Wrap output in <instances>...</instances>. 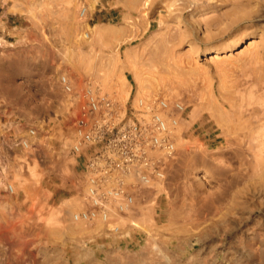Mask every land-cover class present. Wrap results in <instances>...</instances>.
Listing matches in <instances>:
<instances>
[{"label": "rangeland", "instance_id": "1", "mask_svg": "<svg viewBox=\"0 0 264 264\" xmlns=\"http://www.w3.org/2000/svg\"><path fill=\"white\" fill-rule=\"evenodd\" d=\"M71 1L0 0V162L15 187L0 183V264H264V0ZM89 86L123 108L166 100L179 121L164 175L108 220L75 219L99 147H70ZM35 123L14 156L12 126Z\"/></svg>", "mask_w": 264, "mask_h": 264}, {"label": "built area", "instance_id": "2", "mask_svg": "<svg viewBox=\"0 0 264 264\" xmlns=\"http://www.w3.org/2000/svg\"><path fill=\"white\" fill-rule=\"evenodd\" d=\"M61 83L66 90H73L67 75L62 76ZM76 96L79 107L74 117L75 136L70 144L71 151L79 153L88 145L99 146L87 162L86 198L91 207L79 212L76 219L108 220L112 213L130 209L135 198L131 185L146 184L155 176L164 175L163 160L176 150L172 133L179 122L178 117L163 99H142L137 107L123 108L108 94H102L92 86L86 88L84 98L79 92ZM176 106L178 111H183L181 103ZM44 129V125L35 123L18 134L12 126L9 146L14 156L19 154L18 150L33 147ZM1 155L0 183L13 193L14 184L7 179L2 167L3 164L10 166L6 162V157H10ZM112 208L119 211L112 212Z\"/></svg>", "mask_w": 264, "mask_h": 264}, {"label": "bare ground", "instance_id": "3", "mask_svg": "<svg viewBox=\"0 0 264 264\" xmlns=\"http://www.w3.org/2000/svg\"><path fill=\"white\" fill-rule=\"evenodd\" d=\"M73 1V0H72ZM71 1V2H72ZM236 1H238V0H236ZM184 3H185V0L183 1ZM195 2V1H194ZM73 3V2H72ZM94 3V2H93ZM236 3V2H235ZM238 3V2H237ZM241 4L242 3H238V4H235L234 6H236V8H239V7H241ZM243 4H245V2H244V0H243ZM188 5V4H187ZM195 5V4H194ZM92 6H94V5H92ZM246 6V5H245ZM192 7V6H191ZM195 7H196V5H195ZM87 9V8H86ZM242 9V8H241ZM237 10V9H236ZM239 10H240V8H239ZM83 12H85V10H84V8H83V11H82V13ZM203 12V11H202ZM202 12H200V14H199V16H200V18H201V15L203 14ZM210 12V11H209ZM215 18V17H214ZM243 20L242 22H246V21H248L249 19H250V15L247 13V14H243L242 16H239L238 17V19L237 20ZM206 20V19H205ZM214 21H218L217 19H214ZM213 21V22H214ZM212 23V22H211ZM215 23V22H214ZM213 24V23H212ZM211 25H209V27H210ZM250 45V44H249ZM213 50H215V51H220L219 49H213V48H208V52H212ZM258 54V53H257ZM257 54L255 55V56H257ZM254 56V55H253ZM260 56V55H259ZM253 58V57H252ZM256 58V57H255ZM258 58V57H257ZM254 59V58H253ZM255 60H257V59H255ZM72 81V80H71ZM253 99V98H252ZM259 99V98H258ZM141 100L142 99H139V101L141 102ZM256 101H258V100H256ZM263 101V100H262ZM252 102V104L254 105V101H251ZM250 101L248 102V103H251ZM259 103V102H258ZM257 103V104H258ZM260 104V103H259ZM250 105V104H249ZM253 105H250L249 107H251V106H253ZM261 105H263V106H261L262 107V112H263V115L262 116H260V118L258 119V126H259V130L262 132H260L261 133V135L260 136H258V137H256L257 139H254L253 141H255L256 140V142H255V145L254 144H252L253 142H252V140H251V138L253 137L252 135V137L251 138H249L250 140H251V144L253 145V146H255L253 149L254 150H256V152L258 153V155H256V156H258L259 157V155L260 156H262L261 158H263L264 159V103L262 104L261 103ZM248 106V105H247ZM249 107H246V108H249ZM259 107V106H258ZM254 108H256V107H254ZM260 108V107H259ZM252 109H253V107H252ZM261 109V108H260ZM260 109H258V110H260ZM251 111V110H250ZM256 111V110H255ZM252 114H254V113H252ZM255 114H258V111L255 113ZM256 116V115H255ZM257 118V117H256ZM252 121H255V120H252ZM252 123V122H251ZM251 125V124H250ZM250 125H248V126H250ZM252 126V125H251ZM258 126H257V128H258ZM249 128V127H248ZM251 128V127H250ZM249 130V129H248ZM251 130V129H250ZM256 130V129H255ZM254 129L252 130V131H255ZM257 131V130H256ZM259 132H256V133H259ZM249 132H247V134H248ZM247 136H249V135H247ZM250 137V136H249ZM260 158V160H262V162H263V159H261ZM263 164V163H262ZM202 176H204V174L203 175H199V177H202ZM112 215V214H111ZM76 217H79V212H77L76 214H75V219H76ZM77 220V219H76ZM78 220H83V219H78Z\"/></svg>", "mask_w": 264, "mask_h": 264}]
</instances>
